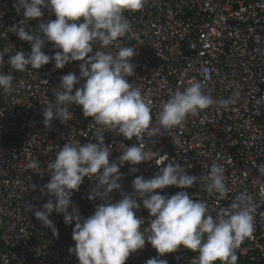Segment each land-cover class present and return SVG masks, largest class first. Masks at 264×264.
<instances>
[{
	"label": "built area",
	"instance_id": "2783aa9c",
	"mask_svg": "<svg viewBox=\"0 0 264 264\" xmlns=\"http://www.w3.org/2000/svg\"><path fill=\"white\" fill-rule=\"evenodd\" d=\"M124 15L132 32L120 38L122 46L136 47L134 75L126 79L150 102L153 124L170 95L183 91L193 80L201 82L203 91L214 100H236L228 109L214 104L197 116H189L162 136L144 137L146 150L168 155L160 167L176 161L188 174L202 177L213 163L221 165L229 189L226 198L218 200L217 195H209L202 181L187 189L167 186L155 192L171 196L186 191L193 199L206 201L213 217L237 194L247 192L255 205L254 231L236 250V264H264V173L258 167L264 165V0H146L141 10ZM23 19L15 0H0V51L13 47L5 54L0 70L15 77L11 94L0 91V264H78L68 251L75 243L74 222L66 225L63 214L51 213L49 219L58 230L54 236L35 218L34 211L42 210L50 199L40 189L50 179L47 165L59 147L78 141L81 145L95 143L92 136L97 126L75 105L69 106L72 118L67 122L54 118L50 127L43 124V110L54 102L60 77L70 72L79 76L80 62L73 61L59 70L54 62L40 69L13 70L8 56L15 51L25 55L31 51L30 44L13 33ZM51 19L55 16L45 10L43 17L28 21L27 26L35 29L41 20ZM93 50L115 54L117 48L101 49L96 43ZM42 51L52 56L59 49L45 41ZM206 72L210 79H206ZM83 83L81 80L74 86L73 92ZM103 135L105 145L112 146L110 163L122 154L120 144L139 143L136 137L127 140L112 131ZM32 161L40 168L29 169ZM133 167L138 171H131ZM158 171L154 161L138 165L125 162L120 167L121 189L113 190L110 199L115 202L122 198V192L131 193L136 176L150 179ZM96 183L85 177L72 194L71 201L82 218L92 215L102 202L88 199ZM136 215L144 219L143 230L150 223L149 213L141 204ZM196 255L180 247L159 258L168 264H192ZM154 257L155 249L146 242L125 264H145Z\"/></svg>",
	"mask_w": 264,
	"mask_h": 264
},
{
	"label": "clouds",
	"instance_id": "9594fccd",
	"mask_svg": "<svg viewBox=\"0 0 264 264\" xmlns=\"http://www.w3.org/2000/svg\"><path fill=\"white\" fill-rule=\"evenodd\" d=\"M145 3L146 0H15L16 11L22 10L24 19L13 33L28 42L31 51L27 55L15 51L8 56L7 63L13 70L40 69L50 62L59 70L73 61L80 62L79 76L70 72L60 77L54 102L50 101L43 110V124L50 127L54 118L67 122L72 118L69 106L75 105L97 126L92 136L95 143L81 145L78 141L59 147L55 159L47 165L50 179L40 189L50 199L42 205V210L34 211V216L54 236L58 230L49 219L51 213L63 214L66 225L74 222L72 240L75 243L68 251L76 256L78 264H125L146 242L155 249L157 257L145 264H168L159 257L174 253L180 247L197 253L192 264H216L217 261L236 264V250L254 231L252 197L245 191L240 192L227 208H220L213 217L206 201L193 199L186 191L171 196L155 192L167 186L187 189L202 181L209 195L215 194L218 200H223L229 189L221 165L213 163L202 177L188 174L176 161L160 167L168 155L151 148L146 150L144 140V137L162 136L163 132L182 125L189 116H197L214 104L228 109L236 100L234 97L214 100L203 91L201 82L193 80L183 91L176 90L170 95L153 124L150 102L126 79L134 75L132 58L136 47L122 46L120 40L132 32L124 13L139 11ZM45 10L55 19L41 20L35 29H30L27 22L43 17ZM45 41L59 51L52 56L46 54L42 51ZM96 43L101 49L115 45L117 51L115 54L94 51ZM11 48L0 51V66ZM205 76L210 79L207 72ZM14 79L12 72L0 70V91L11 94ZM81 80L84 83L73 92ZM109 131L127 140L136 137L138 146L120 144L122 154L118 161L110 163L112 146L105 145L103 135ZM148 161L159 166L158 174L150 179L136 176L132 180V192H122V198L113 202L109 194L121 189L120 167L125 162L138 165ZM27 167L40 168L37 161ZM258 167L264 173V165ZM131 171L138 169L133 167ZM85 177L97 181L88 199L98 198L102 202L96 205L92 215L82 218L71 197ZM141 204L151 218L143 230L144 219L136 215Z\"/></svg>",
	"mask_w": 264,
	"mask_h": 264
}]
</instances>
